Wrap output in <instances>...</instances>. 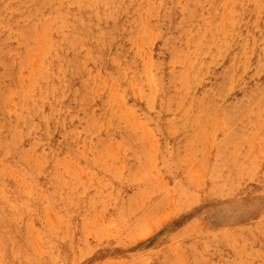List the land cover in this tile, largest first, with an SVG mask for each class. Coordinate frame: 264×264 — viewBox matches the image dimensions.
I'll list each match as a JSON object with an SVG mask.
<instances>
[{
	"label": "rangeland",
	"instance_id": "1",
	"mask_svg": "<svg viewBox=\"0 0 264 264\" xmlns=\"http://www.w3.org/2000/svg\"><path fill=\"white\" fill-rule=\"evenodd\" d=\"M25 1L0 0V12L26 27L25 34L21 35L10 27L2 28L0 19V29L11 47L2 57L7 75L1 80L0 105L5 117L15 124L23 114L43 108L62 80L63 68L57 63L60 58L51 51L55 46V30L66 28L68 14L82 11L90 14L92 11L99 17L108 11L107 6H97L98 0H42L28 16H23V7L19 5ZM129 1L134 6L133 13L125 12L117 18L125 28L120 40V59H109L105 68L94 66L84 53L85 44L89 43L86 38L79 39L72 51L87 78L85 83H80L87 106L76 104L75 107L92 111L91 120L96 122L92 130H102L100 143H96L94 131L89 126L84 128L73 117L75 112L67 110L64 119L58 116L43 118L38 134L30 141L20 142L19 160L24 163L13 164L0 158V214L4 215L0 232H7L6 247L0 249V264H31L38 258L36 255L42 258L47 250L59 252L61 247L71 253L65 264H264L261 248L264 247V55H257L264 47L260 35L264 24V0H253V3L252 0L251 3L250 0H234V4L230 0H201L196 3L189 23L180 26L167 24V14L162 15L164 8L172 10L173 17L180 16L184 11L180 4L188 5L194 0ZM232 9L234 14H228ZM219 17L222 21H217ZM228 20H231L232 28L230 23H225ZM222 31H226L225 35ZM172 44L179 53L181 51L180 54L170 51ZM188 58L195 61L186 63ZM126 60L135 64V74L129 72L124 64ZM156 64L162 69L156 70ZM213 75L225 76L221 82L223 86H214ZM147 77L158 97L155 113L150 114L153 118L151 131L146 129L144 122L145 106L141 94ZM156 77L160 78L159 83ZM121 79L125 80L127 95L120 84ZM249 87H252L250 97L233 98ZM162 99L167 111L162 109ZM231 99L235 101L238 113L235 111L232 117L226 118L223 111ZM244 112L247 117L243 116ZM67 126H72L77 133L63 132ZM113 126L127 127V130L114 129L113 137L108 132ZM39 133L47 134L56 147L63 149V154L54 157L45 145L42 146L43 138ZM213 151H220L221 157L228 161L216 169L227 177L236 175L232 178L236 185L233 189L242 191V195L237 198L234 192L231 198L243 200V203L234 202L237 203L234 208L219 209L217 213L209 208L192 213L186 208L183 211L175 208L172 201L175 184L193 189L197 199L206 198L203 187L208 179L211 180V155L216 153ZM129 155L132 160H127ZM233 165L236 171L239 168L237 172ZM108 173L114 174V185L125 192L129 201L122 224L115 220L114 187ZM33 175L44 177L45 182L36 180L34 187ZM258 178L262 182L257 181ZM180 214L187 217L186 224L177 233H169ZM231 224L234 229L230 228ZM74 229H78L85 252L75 250ZM217 229L219 231L214 232ZM255 232L256 238H251ZM201 249L203 252L200 253ZM253 251L256 258L251 255ZM202 254L207 261L200 256Z\"/></svg>",
	"mask_w": 264,
	"mask_h": 264
},
{
	"label": "bare ground",
	"instance_id": "2",
	"mask_svg": "<svg viewBox=\"0 0 264 264\" xmlns=\"http://www.w3.org/2000/svg\"><path fill=\"white\" fill-rule=\"evenodd\" d=\"M98 7H102L104 5L107 6V13L106 14H103V16H99V17H95L94 14H92V11L90 12V14L88 12H85V11H82V12H79V13H70L68 14L69 18H68V23L66 24V28L64 30H61V29H56L55 32H56V36H55V39H54V43H55V46L54 48L52 49L51 51V54L56 56V57H59L60 58V61L57 62L59 65L62 66L63 68V77H62V80L61 82L57 85L56 87V92L54 94V96H52L49 100V102L42 108H38V109H32L30 110L27 114H23L21 119L19 120V122L17 124H15L14 122H11L10 120H8L6 117H5V114L3 113V110H2V107L0 105V158L2 160H6L8 162H11L13 164H20V163H24L25 161H22V160H19V152H20V142L21 141H30L32 140V138L34 137V135H37L38 134V128H39V125H40V122L42 121L43 118L45 117H60L62 119H64L66 113H67V110L72 113V112H75V115L73 117L77 118L80 122L81 125L84 126V128L86 126H89L90 130L91 131H94L93 134L96 136V143H100V137H101V133H102V130H95L93 128V126L95 125V121L92 122V114H91V110L89 109H81L79 110L78 108H76V104L77 105H80V106H87L85 105L84 103L85 102V99H84V96L82 94L81 89H80V83L86 81L87 78H84L85 76V71L83 69H81V67L79 66L78 64V58L76 56H74L72 54V51L74 49V47L77 45V42L79 41V39L81 38H86L88 40V44H85V48H84V53L90 58V63H93L94 66H98V65H102L103 68H105L107 66V63H108V60L109 59H113L114 57L116 59H120V54H121V43H120V40L121 38L123 37V35L125 34V31H124V27H123V23L120 22L118 23L117 21V18H120L125 12L126 14H131L133 13L134 11V6L133 4L129 1V0H98ZM201 0H194V1H191L190 3H188V5H182V3L180 4V7L183 6V13L180 14V16H177L175 15L176 17H173L172 16V10L170 9H165L164 8V11L162 12V15H165L167 14L168 18H167V24L169 26H180V25H183L184 23H186L188 21L189 23V19H191V17L193 16L195 10H196V7H197V2L200 3ZM204 1V0H203ZM229 1V0H227ZM230 1H233V4H234V0H230ZM235 1H238V0H235ZM42 0H26L25 2L21 3L19 5V7H23V10H22V15L23 16H28L30 14V12L32 10H34L36 8V6L39 5V3H41ZM226 2V0H225ZM239 2V1H238ZM241 2V1H240ZM251 3V0L249 1ZM254 1L252 0V3ZM258 2V1H257ZM261 2V1H259ZM264 2V1H263ZM263 2H261L263 4ZM205 3V2H204ZM232 3V2H231ZM230 3V4H231ZM236 3V2H235ZM248 3V2H246ZM249 3V4H250ZM96 4V3H95ZM227 4V3H226ZM230 4L228 6H230ZM232 4V5H233ZM256 4V3H254ZM253 4V6H254ZM240 6V5H239ZM245 6V5H244ZM258 6H259V3H258ZM262 7V5H260ZM200 7V5H199ZM246 7V6H245ZM256 7V6H255ZM254 7V8H255ZM261 7H259L258 9H261ZM135 8L137 9V7L135 6ZM242 8V7H241ZM231 9V8H230ZM216 10L217 12V9H214ZM124 11V12H123ZM221 11V10H220ZM226 11V9H225ZM228 11V10H227ZM258 11V10H257ZM136 12V11H135ZM138 12V11H137ZM215 12V13H216ZM222 12V11H221ZM230 12H232L231 14H234L233 13V9L232 11L229 10L228 14H230ZM254 12V11H253ZM256 12V11H255ZM224 11L222 12V16H225L224 14ZM240 12L238 11V14ZM139 14V13H138ZM214 16V12L212 13ZM226 14V12H225ZM227 14V15H228ZM242 14V13H241ZM241 14H240V17H241ZM218 15V14H217ZM220 15V16H221ZM236 15V14H235ZM221 16V17H222ZM237 16V15H236ZM213 17V16H212ZM221 17H219V19L217 21H222L220 19H222ZM256 17V16H255ZM138 18V16H137ZM214 18V17H213ZM231 18V16L229 17ZM228 18V19H229ZM233 18V17H232ZM231 18V19H232ZM0 19H1V23H2V28H5V27H10L11 29H14L16 31H18L21 35L22 34H25L26 32V27L23 26L22 24L20 23H17L16 21H13L10 17H5L1 12H0ZM225 19V18H224ZM223 19V21H224ZM234 19V18H233ZM237 19V17L235 18V20ZM258 19V18H257ZM230 21V22H229ZM237 21V20H236ZM235 21V22H236ZM244 21V20H243ZM254 21V20H253ZM245 22V21H244ZM256 22V20H255ZM254 22V23H255ZM219 23H222V22H219ZM219 23H214V24H219ZM225 23H230L228 25L231 26V20H228L227 22ZM252 23V22H251ZM253 23V24H254ZM257 23V22H256ZM264 23V21H263ZM238 24V23H237ZM140 26V25H139ZM191 26V25H190ZM220 26V25H219ZM223 26V24H222ZM233 26V24H232ZM231 26V28H232ZM239 26V24L237 25ZM215 27V26H214ZM221 27V26H220ZM227 27V26H226ZM188 29H191L189 27H187ZM187 28H184V29H187ZM217 28V27H216ZM216 28H215V31H216ZM230 28V27H229ZM187 29V30H188ZM222 29V27H221ZM219 28V30H221ZM228 29V28H227ZM259 29V27H258ZM194 30V29H193ZM192 30V32H193ZM212 30V29H210ZM214 30V29H213ZM223 30V29H222ZM189 31V30H188ZM196 32V30H194ZM260 31H261V39L262 41L264 42V24L262 25V27L260 28ZM191 32V33H192ZM211 32V31H210ZM218 32V30H217ZM223 32V31H222ZM226 32V31H224ZM223 32V34H224ZM197 33V32H196ZM213 33V35L211 36H214V32H211V34ZM198 34V33H197ZM222 34V35H223ZM225 35V34H224ZM217 37V36H216ZM220 37V36H219ZM42 38V37H41ZM197 38V37H196ZM211 38V37H210ZM223 38V37H222ZM6 37L5 35L2 33V30L0 29V87H1V80H2V77L3 78H6V73H5V70L6 67H5V62L2 60V57L3 56H6V54L8 53V51L11 49L10 45L7 43L6 41ZM198 39V38H197ZM196 39V41H197ZM213 39V37L211 38ZM221 40V39H220ZM17 41V40H16ZM215 41V40H214ZM224 41V38L222 39V43ZM195 43V42H193ZM210 43V42H209ZM214 43V42H213ZM179 44V42H178ZM246 44V43H245ZM208 45V44H206ZM212 45V43H211ZM210 46V44H209ZM209 46L208 49H209ZM13 50V49H12ZM11 50V51H12ZM170 51L172 53H176L178 52L177 50V47L174 46V44H172V47L170 49ZM183 51V49H182ZM207 52V50H206ZM205 52V53H206ZM181 53V51H180ZM179 52L177 54H180ZM204 53V52H203ZM204 53V54H205ZM207 54V53H206ZM46 55V54H45ZM203 55V54H202ZM258 56L262 57L264 55V47L261 49L260 52L257 53ZM194 57V56H193ZM183 58V57H182ZM250 58V57H249ZM248 58V59H249ZM181 59V58H180ZM194 61L195 59L192 58ZM191 59V60H192ZM247 58H245L244 60H246ZM259 59V58H258ZM192 60V61H193ZM183 61V60H182ZM187 61H190L189 58L186 59V63ZM192 61H190V64L192 63ZM198 61V60H196ZM233 61V60H232ZM249 62V61H248ZM53 63H56V62H53ZM199 63V62H198ZM241 63V62H240ZM124 64L127 65L128 67V70L130 73H133L135 74L134 72L136 71V66L133 62L129 61V60H126L124 61ZM210 64V63H209ZM212 64V63H211ZM244 64V63H243ZM85 65V63L83 64ZM201 65V64H200ZM204 65V64H203ZM237 65V64H236ZM184 66L186 67L187 65L184 64ZM195 66V65H194ZM245 66V64H244ZM55 67V66H53ZM232 67V65H231ZM196 68V66H195ZM194 68V69H195ZM243 68V66H242ZM155 69L156 70H161L162 68L156 64L155 65ZM189 69V68H188ZM193 69V68H192ZM191 71V70H190ZM207 71V69H206ZM188 73V72H187ZM191 73V72H190ZM192 73H193V70H192ZM191 73V75H192ZM197 73V72H196ZM216 74V73H214ZM219 74V73H218ZM187 75V74H186ZM185 75V76H186ZM190 75V76H191ZM203 76V75H201ZM218 75H213L212 76V80ZM192 77L194 78V75H192ZM187 78V77H186ZM200 78V76H199ZM225 76H218L216 77L213 81L211 80V82L214 83V86H219V85H222L221 82L224 80ZM156 81L159 83L160 82V78H155ZM237 79V77H236ZM235 79V80H236ZM182 80V79H181ZM184 80V79H183ZM180 82V81H179ZM197 82V81H196ZM232 83V81H231ZM235 83V82H234ZM120 84L124 90V94L127 95V92H126V86H125V80L124 79H121L120 81ZM144 86H145V89L141 92V94H143V101H144V106H145V112L143 113V118H144V122L146 124V129L148 131H151L153 129V118L150 116L151 113H155V104L157 103L158 101V97L156 98V94L153 93V90H152V86L150 85V83L148 82V77L146 78V80L143 82ZM189 84V83H188ZM191 85V84H190ZM231 85V84H230ZM28 86V85H27ZM185 86V85H184ZM223 86V85H222ZM245 86V85H244ZM187 87V86H185ZM185 89V88H184ZM232 89V88H231ZM187 90V89H186ZM189 90V89H188ZM254 90V89H253ZM184 91V90H183ZM222 91H224V87L222 88ZM257 91V88L256 90ZM252 92V87H249L247 89H244L242 91H239L237 93V96H233V98H244L246 96H249L250 93ZM159 93H161V91H159ZM255 93V92H253ZM252 93V94H253ZM258 94V93H257ZM123 95V96H125ZM179 95V94H178ZM187 95V94H186ZM167 94H166V98H167ZM79 97V99H78ZM250 97V96H249ZM206 98V96H205ZM165 99V98H164ZM162 99L161 101L162 102V109L166 110L165 109V106H164V102L165 100ZM185 99V98H184ZM191 99V97H190ZM207 99V98H206ZM250 99V98H248ZM181 100V98H180ZM188 100V99H187ZM192 100V99H191ZM190 100V101H191ZM236 100V99H235ZM247 102V101H246ZM181 103V101H180ZM179 103V105H180ZM230 103V104H229ZM245 103V102H244ZM229 104V105H228ZM228 106L226 105L225 108H224V116L226 118H228L229 116L232 117V115L235 113H238L237 110H236V103L234 100H229L228 102ZM240 104V103H239ZM246 104V103H245ZM248 104V103H247ZM244 105V104H242ZM181 106V105H180ZM179 106V107H180ZM188 106V105H187ZM191 107V106H190ZM211 107V106H210ZM242 107V106H241ZM246 107V106H245ZM168 108V107H167ZM242 109V108H240ZM244 109V108H243ZM215 110V109H214ZM167 111V110H166ZM187 111V110H186ZM221 111V110H220ZM239 111V110H238ZM242 111V110H241ZM201 112V111H200ZM240 112V111H239ZM243 112V111H242ZM215 113V112H214ZM199 115V113H196ZM241 114V112H240ZM246 113L244 112L243 116L245 117ZM204 115V114H203ZM214 115V114H213ZM172 116V115H170ZM197 116V115H196ZM216 116V114H215ZM236 116V115H235ZM242 116V117H243ZM240 117V118H242ZM247 117V116H246ZM216 118V117H215ZM214 118V119H215ZM234 118V117H233ZM232 118V119H233ZM239 118V119H240ZM213 119V121H214ZM220 119V118H219ZM223 119V117H222ZM235 119V118H234ZM169 120V118H168ZM217 119H215L216 121ZM226 120V119H225ZM213 121H211L210 123H213ZM246 121V120H245ZM248 121V120H247ZM246 121V123H247ZM250 121V120H249ZM223 122V121H222ZM238 122V121H237ZM216 123V122H215ZM221 123V122H219ZM226 123V122H225ZM229 123V122H228ZM243 123V122H242ZM110 124V123H109ZM214 124V123H213ZM218 124V123H217ZM215 124V125H217ZM192 125V124H191ZM212 126V124H210ZM229 124H227L228 126ZM236 125V122L234 124V126ZM248 125V124H247ZM246 125V126H247ZM22 127V128H19V127ZM38 126V127H37ZM209 126V125H208ZM219 126V124H218ZM217 126V127H218ZM245 126V125H244ZM215 127V126H214ZM216 127V129H217ZM221 127V126H220ZM232 127V126H229V128ZM206 128V127H205ZM228 129V127H226ZM239 128V127H238ZM114 129L115 131H119V130H123V131H126L127 130V127H123V126H113L112 128H110V130L108 131L109 133H111L114 137ZM169 129V128H168ZM235 129V128H234ZM222 130V129H221ZM225 130V129H224ZM239 130L241 131L242 129L239 128ZM206 131V130H205ZM218 131V130H217ZM229 132V129L227 130ZM231 131V130H230ZM233 131V130H232ZM63 132H67L68 134L70 135H75L77 133V131L72 127V126H67L63 129ZM196 132V131H195ZM225 132V131H223ZM226 132V133H228ZM237 132V131H236ZM88 133V132H87ZM46 136H44V135ZM39 133L40 137L43 138V140L41 141V144L42 146H46L48 150H50L53 154H54V157L58 158L59 156H61L63 153H62V148L61 147H56L54 145V143L52 142V140L49 138V136L45 133ZM206 134L208 135V133L206 132ZM214 134V133H213ZM237 134L240 135V133L238 132ZM232 136V135H231ZM234 136V135H233ZM238 136V135H237ZM207 137V136H206ZM228 137V136H227ZM211 139V138H210ZM215 139V138H214ZM223 139V138H222ZM232 139V137H230V140ZM212 140V139H211ZM210 141V140H209ZM214 142V140H212ZM228 141V140H227ZM225 141V143L227 142ZM238 141V140H237ZM231 142V141H230ZM235 142V141H234ZM189 143V142H188ZM206 143V141H205ZM229 143V142H228ZM193 144V142H192ZM191 144V145H192ZM210 144V143H209ZM212 144V143H211ZM210 144V145H211ZM218 144V142H217ZM222 144V143H221ZM240 144V142H239ZM243 144V143H242ZM241 144V146H242ZM207 145H208V141H207ZM216 145V144H215ZM228 145V144H227ZM237 145V144H236ZM189 148H190V145H188ZM205 146V145H204ZM238 146V145H237ZM187 147V146H186ZM217 147V146H216ZM226 147V146H225ZM55 148H59L58 151H56ZM222 148H223V145H222ZM221 148V149H222ZM220 149V147H219ZM238 149V148H237ZM216 150V149H214ZM227 151V149H225ZM240 149H238L239 151ZM213 152H216V151H213ZM220 152V151H219ZM218 151L211 155V161H210V174H211V180L208 179L207 182H205L204 184V187L203 189L205 188V193H206V198H202V199H197L196 195H195V192L193 189H191L190 187H187V186H184V185H181V184H178V185H174L173 187V204L175 206V208H179L183 211L184 208L187 209L188 212L192 213V211H198V210H201V209H212L214 210L215 213L218 212L219 209H223V210H229V208H234L237 203H234V202H241L243 203V200H240V199H233L231 198L233 196V193L235 192L236 193V196L237 198H239L240 194L242 193V191L240 190H234L233 187L236 185H234L233 183V179L234 177H236V175L234 177L231 178V176L227 177L223 174L220 173V169L219 171L216 169L217 167H220V165H226V163H228L227 160L223 159L220 155ZM244 152L246 153V150L244 149ZM66 153V152H64ZM225 153V152H224ZM239 153H242L241 155H243V152H239ZM238 153V154H239ZM223 154V153H222ZM227 154V153H225ZM247 154V153H246ZM246 154L245 156L243 157H246ZM195 155V154H194ZM237 155V154H236ZM241 155H238V156H241ZM182 156V155H181ZM237 156V158H239ZM179 157V156H178ZM204 156H202L201 158L204 160L203 158ZM228 157V155H227ZM242 157V158H243ZM132 155H129L128 156V159L127 160H132ZM183 158V156L181 157ZM233 158V156L231 157V159ZM210 159V158H209ZM230 159V158H229ZM245 159V158H243ZM250 159V158H248ZM247 159V160H248ZM206 160V158H205ZM240 160H242L240 158ZM232 161V160H231ZM239 161V160H238ZM250 161V160H249ZM263 161V160H262ZM183 162V161H182ZM202 162V161H201ZM206 162V161H205ZM204 162V163H205ZM208 162V160H207ZM243 161H241L242 163ZM253 162V161H252ZM261 162V161H260ZM198 163V162H197ZM203 163V162H202ZM201 163V164H202ZM248 163V161L246 162ZM255 163V162H253ZM199 164V163H198ZM233 164V163H232ZM235 164V163H234ZM237 164V162H236ZM249 165V163L247 164ZM200 166V165H199ZM209 166V165H208ZM234 166V165H233ZM242 166H243V163H242ZM203 167V166H202ZM212 167V169H211ZM230 167H232L230 165ZM229 167V168H230ZM240 167V166H239ZM250 167V166H249ZM257 167V166H256ZM207 168V167H206ZM209 168L207 170H209ZM235 168V166H234ZM247 168V166H246ZM254 168V167H253ZM233 169V167L231 168ZM230 169V170H231ZM239 168H237V171H238ZM244 170H247L245 168H243ZM242 169V170H243ZM258 169V168H257ZM227 170V168H226ZM241 170V168H240ZM239 170V171H240ZM253 170V169H252ZM235 171H236V168H235ZM236 171V172H237ZM248 171V170H247ZM254 171V170H253ZM256 171V170H255ZM262 171V169H261ZM229 172V169L228 171ZM234 172V174L236 173ZM242 172V171H240ZM239 173V172H238ZM258 173H261V172H258ZM208 174V173H207ZM230 174V173H227V175ZM244 173H241L240 175H243ZM248 174V173H247ZM246 174V176H248ZM238 175V174H237ZM239 175V176H240ZM260 175V174H259ZM263 175V174H262ZM108 178L110 179V182L113 184V190H112V193L114 194V201H115V208H116V214H115V220L117 223L119 224H122L124 223V220L126 219V213L128 211V205H129V201L125 195V192L119 188L118 186L114 185V174L113 173H108ZM207 176V175H206ZM253 176V175H251ZM256 176V175H255ZM228 179H227V178ZM242 178L244 176H241ZM208 178V177H207ZM264 179V176L262 177ZM42 179L44 182H45V179L44 177L42 176H37V175H33L31 177V182H32V185L35 187V181L36 180H40ZM237 179V178H235ZM234 179V180H235ZM239 179V178H238ZM248 179V178H247ZM256 179V178H255ZM261 181V179H257V181ZM213 181V182H212ZM232 181L233 183V186H232V183L230 182ZM253 181V179H252ZM255 181V180H254ZM236 182V181H235ZM262 182V181H261ZM241 184V183H240ZM244 184V183H243ZM242 184V186H244ZM258 184V182H257ZM261 184V183H260ZM238 185V184H237ZM234 187V188H235ZM238 187V186H237ZM255 191V190H254ZM199 193V192H198ZM242 195V194H241ZM210 197H212L211 199H209ZM212 199L215 200V202H211ZM185 206H182L184 205ZM20 205H24L22 202H20ZM206 206V207H204ZM177 211H179L177 209ZM264 215V211L262 213ZM261 215V214H260ZM261 215V216H263ZM4 218V215H1L0 214V221ZM186 216H184L183 214H180L179 216L176 217V221L175 223L172 225V227L170 228V230L168 231L169 233L173 234V233H177L179 231L180 228H182L185 224H186ZM264 218V216H263ZM256 220V219H255ZM262 220V219H261ZM255 222V221H254ZM262 222V221H261ZM260 222V223H261ZM199 223V222H198ZM249 223V222H248ZM253 223V222H252ZM258 223V222H257ZM259 223V224H260ZM200 224V223H199ZM202 224V223H201ZM200 224V225H201ZM208 224V223H207ZM245 224V223H243ZM238 225V224H237ZM249 225V224H248ZM223 226V225H222ZM253 226V224H252ZM256 226V225H255ZM75 227V226H74ZM195 227V226H194ZM201 227V226H199ZM210 227V226H209ZM264 228V225L262 226ZM212 228V227H211ZM231 229H234L232 228V224H231ZM195 229V228H194ZM224 229H228L229 228H224ZM237 229V228H236ZM240 230V228H238ZM212 230V229H211ZM248 230V228H247ZM250 230V229H249ZM252 230V229H251ZM194 231V230H193ZM202 231V229H201ZM208 231V230H207ZM210 231V230H209ZM214 231V230H213ZM211 231V232H213ZM219 230L217 229V231H214V232H218ZM222 231V229L220 230ZM263 231V230H262ZM213 232V233H214ZM224 232V231H223ZM230 232V230L228 231ZM232 232V231H231ZM230 232V233H231ZM235 232V230H234ZM239 232V231H238ZM249 232V231H248ZM166 233V232H165ZM227 233V232H226ZM225 234V233H224ZM238 234V233H237ZM247 233L245 232V236ZM252 234V233H250ZM261 234V233H260ZM211 235H213L211 233ZM215 235V233H214ZM220 235H222L220 233ZM240 236H242L243 234L239 233ZM256 232L255 234H252L251 235V238L252 236L254 238H256ZM227 236V235H226ZM243 235V237H245ZM264 236V235H263ZM213 237V236H212ZM221 237H225V236H221ZM229 237H233V236H228ZM242 237V238H243ZM250 237V235H249ZM226 238V239H228ZM234 238V237H233ZM259 238V237H258ZM72 239L74 241V246H75V250L78 251V252H85L86 250V247H84V243L79 241V232H78V229H74V234L72 236ZM216 239V238H215ZM221 239V238H220ZM224 239V238H223ZM225 239V243L228 244V240ZM247 239V238H246ZM203 240V239H202ZM201 240V241H202ZM219 241V239H217ZM222 240V239H221ZM219 241V242H224V241ZM232 240V238H231ZM236 240V239H235ZM238 240V238H237ZM253 241V240H252ZM255 241V240H254ZM6 242H7V232H0V249L1 250H4L5 247H6ZM205 242V241H204ZM208 242V240H207ZM206 242V243H207ZM210 243H212L211 241H209ZM234 242H237V241H234ZM233 242V243H234ZM249 242V241H248ZM197 243V242H196ZM198 243H201V242H198ZM203 243V241H202ZM201 243V244H202ZM209 243V244H210ZM214 243H215V240H214ZM240 243V242H239ZM245 243V242H244ZM157 244V243H156ZM189 244V243H188ZM188 244H186L188 246ZM200 244V245H201ZM208 244V243H207ZM221 245V243H219ZM243 244V242L241 243V245ZM193 245V244H192ZM235 245V244H234ZM87 248H90L91 249V246L90 245H86ZM233 246V244H232ZM244 246V244H243ZM251 246V245H250ZM203 247V246H202ZM215 247V246H214ZM242 247V246H241ZM258 247V245H257ZM191 248L195 249V247H192ZM201 248V247H200ZM210 248V246H209ZM243 248V247H242ZM263 248L264 250V247H261ZM179 249V248H178ZM197 249V248H196ZM214 249V248H213ZM256 249V248H254ZM149 251V249H147ZM202 250V249H201ZM181 251V250H180ZM199 251V250H198ZM205 251V250H204ZM218 252V250H216ZM215 251V252H216ZM258 251V250H256ZM194 252V250H193ZM203 252L200 251V253ZM184 253V252H183ZM209 253V251H208ZM211 253V251H210ZM213 253V252H212ZM246 253V252H245ZM243 253V255L245 254ZM251 253V252H250ZM263 254V257H264V253L262 252ZM261 254V255H262ZM185 255V254H184ZM182 255V256H184ZM212 255V254H211ZM210 255V256H211ZM247 255H249L247 253ZM251 255H254V258L257 257V254H255V251H253V253H251ZM260 255V254H259ZM6 257H8V254H5ZM200 256H203L200 255ZM35 257H38L37 259H33L31 261V264H65L69 261V259L71 258V253L68 252V250L64 249L63 247L60 248V251L58 252L56 249H51V250H47L45 255L40 258V255H36ZM249 257V256H248ZM183 258V257H182ZM203 258L205 259V256H203ZM251 258V257H250ZM197 259V258H196ZM245 259V258H244ZM183 260V259H182ZM188 260V259H187ZM191 260H194L193 258H191ZM207 261V259H205ZM185 261V260H184ZM195 261V260H194ZM198 260H196L197 262ZM204 261V262H206ZM201 262V261H200ZM203 262V261H202ZM201 262V263H202ZM203 262V263H204ZM2 264H8V262H3Z\"/></svg>",
	"mask_w": 264,
	"mask_h": 264
}]
</instances>
